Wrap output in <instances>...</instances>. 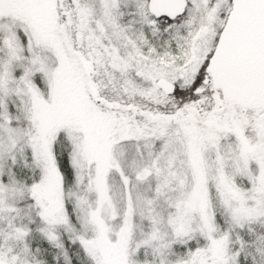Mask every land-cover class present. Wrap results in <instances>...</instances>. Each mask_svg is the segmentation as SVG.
Here are the masks:
<instances>
[{"label": "snow or ice", "instance_id": "snow-or-ice-1", "mask_svg": "<svg viewBox=\"0 0 264 264\" xmlns=\"http://www.w3.org/2000/svg\"><path fill=\"white\" fill-rule=\"evenodd\" d=\"M0 264H264V0H0Z\"/></svg>", "mask_w": 264, "mask_h": 264}]
</instances>
